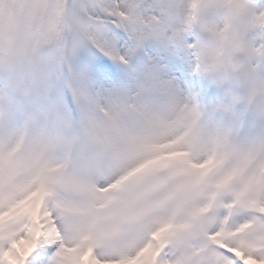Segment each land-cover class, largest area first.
Listing matches in <instances>:
<instances>
[{"label": "snow or ice", "instance_id": "6c2138e0", "mask_svg": "<svg viewBox=\"0 0 264 264\" xmlns=\"http://www.w3.org/2000/svg\"><path fill=\"white\" fill-rule=\"evenodd\" d=\"M0 264H264V0H0Z\"/></svg>", "mask_w": 264, "mask_h": 264}]
</instances>
